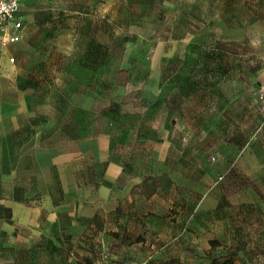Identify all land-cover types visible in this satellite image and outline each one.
<instances>
[{
  "label": "rangeland",
  "instance_id": "1",
  "mask_svg": "<svg viewBox=\"0 0 264 264\" xmlns=\"http://www.w3.org/2000/svg\"><path fill=\"white\" fill-rule=\"evenodd\" d=\"M20 3L30 33L15 63L41 112L107 107L172 143L156 170L157 232L144 234L155 247L133 264H264V0ZM143 220L112 229L145 232ZM138 238L111 235L107 261ZM9 240L1 232L0 264L48 256Z\"/></svg>",
  "mask_w": 264,
  "mask_h": 264
},
{
  "label": "crops",
  "instance_id": "2",
  "mask_svg": "<svg viewBox=\"0 0 264 264\" xmlns=\"http://www.w3.org/2000/svg\"><path fill=\"white\" fill-rule=\"evenodd\" d=\"M20 15L24 38L0 52V234L48 255L17 264H114L112 259L120 263L129 256L133 264L150 258L155 246L144 234L157 232L156 197L163 188L156 170L161 164L169 169L165 153L172 143L162 144L159 131L143 120L128 124L126 116H109L107 107L100 113L77 104L65 117L57 103L54 115L41 112L46 101H39L40 110L19 64L9 60L18 58L17 48L30 33L22 6ZM136 215L151 229H112ZM121 232L143 241L122 246L107 261V239Z\"/></svg>",
  "mask_w": 264,
  "mask_h": 264
},
{
  "label": "built area",
  "instance_id": "3",
  "mask_svg": "<svg viewBox=\"0 0 264 264\" xmlns=\"http://www.w3.org/2000/svg\"><path fill=\"white\" fill-rule=\"evenodd\" d=\"M20 11V0H0V52L24 38L26 27ZM9 60L13 63L15 59L10 57ZM257 98L264 113V91L258 93Z\"/></svg>",
  "mask_w": 264,
  "mask_h": 264
},
{
  "label": "trees",
  "instance_id": "4",
  "mask_svg": "<svg viewBox=\"0 0 264 264\" xmlns=\"http://www.w3.org/2000/svg\"><path fill=\"white\" fill-rule=\"evenodd\" d=\"M153 192H155V190L151 189L150 194H153ZM142 241H143V238L141 237L137 239V242H142ZM210 244L212 247H216L219 245V241L213 240V241H210ZM213 264H234V261H233V258H227L223 262H218L217 260H214Z\"/></svg>",
  "mask_w": 264,
  "mask_h": 264
}]
</instances>
